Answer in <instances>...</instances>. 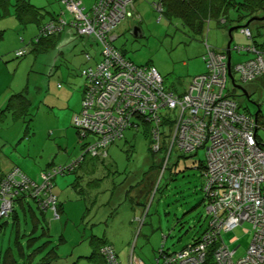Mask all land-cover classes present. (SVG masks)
I'll use <instances>...</instances> for the list:
<instances>
[{
	"label": "rangeland",
	"instance_id": "rangeland-1",
	"mask_svg": "<svg viewBox=\"0 0 264 264\" xmlns=\"http://www.w3.org/2000/svg\"><path fill=\"white\" fill-rule=\"evenodd\" d=\"M92 1L82 0L83 6L86 5L85 10L90 7ZM52 3L54 5L51 9L58 15L60 8L57 5L59 1L57 0V2L54 1ZM134 6L137 7L138 12V14L134 15L139 16V11L141 12V22L132 19L133 12L130 9L131 6L125 7L110 22L111 25L116 23L110 29V34H112L114 40L117 38L116 32H119L117 28L122 24L119 27L121 29L120 33L122 34L114 42V46L121 49L132 63L155 68L163 77L165 89L175 95H181L186 90L191 77L198 76L205 71V63L202 58L205 52L204 41L206 40L209 46L219 51H222L228 42L226 35L228 30L218 28L214 21L210 22L208 26L207 24L205 25L202 35H194L190 30L185 29L181 22L174 18V16L171 18L170 16L154 11L151 7V0H136ZM143 8L149 11L148 14L145 15ZM61 9L65 13L64 17L69 19V16H66L68 14L66 6L61 5ZM126 9V18L131 19L125 20L122 12H125ZM263 14V11H259L255 15L262 16ZM238 15L236 11L231 9L228 11L227 17L229 21H232L231 23L234 26L242 27L250 16L243 18L239 23H234L233 21L236 20ZM38 16L41 17V14ZM43 16H46L45 18L50 20L48 19V13L43 14ZM120 18H124L123 22ZM33 27L34 25H29V33H32V35L34 33L35 36L36 32L32 31ZM248 28L252 33L251 40L244 35L241 29H235L231 33V50L235 46L248 47L260 45L263 48L259 46L256 48L259 51H264V22H254ZM63 36L67 40L78 39L77 36L65 33ZM33 38L31 39L32 42L34 41ZM87 42L83 48L80 45L74 47L75 50L73 53H71L73 48L69 50V47H67L64 50L61 55V58L64 59L60 70L62 77L60 73L50 78L44 75L48 74L44 68L49 64L51 65L52 60L45 53L39 54L36 57L33 53H29L32 56V61L28 69L25 62L24 65H21L18 69L16 68V71L9 70L7 72L13 82L12 87L15 89L19 81L25 85L29 73L30 87L26 94L28 98L34 92L33 86L37 88V97L27 107V112L29 113L27 119L31 123L29 134L31 135L34 132V136L28 141L27 147H30V149L28 148L21 156L19 164L21 169L28 173V176L33 181L42 183L40 175L46 169H50L49 166L52 165L51 163L56 167H65L69 163L77 161L82 155L81 145H87L93 142L91 136L80 138L72 124H68L67 126L66 123H62L65 110L64 108L61 110V106L69 102V106L73 107V115L80 110L83 79L79 76V69L84 62L83 54L86 49L90 55L96 58L100 51V45L93 38H89ZM251 57H253V54H240L233 50L231 52V65L234 66ZM32 66L35 74L30 72ZM233 76L235 81L239 82L237 74L234 73ZM59 79L61 88L57 86ZM67 79L69 80L68 84ZM240 86L247 91L248 98L250 92L253 101H257L258 95L254 93L255 87H249V84ZM231 87V83L228 82L227 89L229 92H232ZM238 92L240 93L238 95L245 98L240 91ZM243 98H240V100H243V108L246 107L250 114H254L257 108ZM260 102L261 98L259 100ZM263 111L264 107L262 106L261 112ZM160 113L163 117L171 121L174 119V111L164 108ZM13 127L14 125L10 126V133ZM137 130L134 132L132 130H126L123 139L117 141L109 149L115 151V153L113 152V158L116 164L114 165L115 170L121 177L123 176L122 178L129 175V179H133L135 174L129 171L138 173L140 179L143 181L150 175L151 177L149 178H152V180L155 177V180L151 182L153 184L149 189V197L143 203V206L145 205L144 212L147 211L149 215L147 219H153L157 228L158 222L161 220L160 232H156V236L154 235L150 241L158 240V248L155 251V257H157V251L161 249V246L169 252L179 251L188 243H191V240L206 228V222L202 221L200 224H197V221L196 224L194 222L197 217L200 219L204 218V209H202V206L198 208V215L193 220L192 217L194 214L188 213L189 209L187 211L185 210V205H187L186 201L193 203L195 200L198 202L203 198V192L200 188L202 184L199 163L204 161L205 151L204 149L198 150L196 155L189 153L183 154L174 147L169 151L166 158L168 161L166 163L164 161V155L168 150L169 139L167 138L165 125L162 129V135L160 134L163 140V146H158V149H156L157 154L150 152L151 146L144 128L140 127ZM0 136L3 137V133L0 132ZM148 158L150 159V164L147 160ZM83 164L80 165L81 168L76 170L75 175H73L75 172L70 175H58L53 180L55 188L58 189L63 186L67 190L65 191V196L61 195L63 208L62 212H60V218H54L51 212H47L46 214L45 218L48 220L47 228L50 237L46 235L40 237L39 234L42 233V228L40 227L39 230L34 232L33 236L23 238L24 241L26 240V242H22L24 247L30 244L27 242L28 239H31L30 241L32 242L34 241V244L31 246L32 249H36L49 239L51 243L48 246L55 248L59 257L54 264H93L92 261L87 259V253L91 248V246L89 247V240L91 238L89 236L92 233L94 234V231L99 228L98 225H94L96 218L102 216L105 212L104 208L100 206L102 198L98 195L99 190H102L103 186L96 185L94 181L87 180V175L90 170L87 169L89 167L87 164ZM77 176L81 178L78 179L80 182L75 184L73 182ZM107 182L110 183L111 178H108ZM70 183L74 184V188L67 187ZM141 183L140 181L139 186ZM14 207L19 212L18 214L21 219V209L16 204H14ZM175 218L179 220L178 223L177 220L175 221ZM5 220H8L10 225L8 224L2 230L0 229V257L5 254L10 245L11 248L14 246L16 251L14 252V260L16 264H19L20 257L15 247L17 230L13 219L3 218L0 220V224ZM183 222H186V224L181 225ZM184 225L185 227L183 228ZM192 225L195 226L193 227ZM24 228L22 224L19 232L22 233L25 230ZM244 228L250 230V226L244 223L228 233H222V239L225 245L231 249L238 248L239 252L234 257L235 259L247 248L251 239V233H244ZM30 230L27 229L28 233ZM234 237L236 243H229L230 238ZM136 239L134 237L130 245ZM142 239L139 238L138 241L140 242ZM139 247L140 243H138L135 254H139L141 257L143 256V258L148 257L151 253L150 244L145 246V249ZM119 255L124 263L126 261V255L124 252Z\"/></svg>",
	"mask_w": 264,
	"mask_h": 264
},
{
	"label": "built area",
	"instance_id": "built-area-1",
	"mask_svg": "<svg viewBox=\"0 0 264 264\" xmlns=\"http://www.w3.org/2000/svg\"><path fill=\"white\" fill-rule=\"evenodd\" d=\"M132 1L98 0L93 13L86 17L78 7V0H68V11L75 15L78 32L93 35L105 48L104 63L97 69L100 80L95 77L100 84L95 88V94L100 87L104 88L95 100V114L88 115L84 111V119L74 118V123L88 129L90 120L96 119L91 125L102 134L101 146H104L110 138L108 131L117 134L119 129L129 126L134 114L154 127L160 123L159 111L164 108L175 110L169 151L174 147L184 153L204 149L203 191L215 196V186L225 187L222 194L216 196L217 209L228 211L216 225L218 232L231 230L244 222L252 226L247 256L233 262L232 252L222 248L217 253L219 263L264 264V111L261 112L264 107V51L254 46L241 48L253 57L231 67L241 85L249 84L261 92L257 117L250 112L249 117L239 114L236 104L223 93L229 78L225 51L206 49L205 71L191 77L186 90L175 95L163 88V78L154 68L134 66L110 46L114 40L110 29L116 25L110 22ZM122 13L125 18L126 11ZM124 18L120 19L123 21ZM244 34L250 37V31H244ZM249 98L253 101L250 92ZM90 100L84 103L86 110L91 109ZM152 137L157 140L153 146L156 150L158 135L153 129ZM53 199L49 200L52 204ZM9 209V202L2 200L0 215ZM208 209L216 210L215 205ZM181 258L183 264H197L185 253Z\"/></svg>",
	"mask_w": 264,
	"mask_h": 264
},
{
	"label": "trees",
	"instance_id": "trees-1",
	"mask_svg": "<svg viewBox=\"0 0 264 264\" xmlns=\"http://www.w3.org/2000/svg\"><path fill=\"white\" fill-rule=\"evenodd\" d=\"M22 1H23L22 4L28 5L29 7H33L32 5H34V4L30 3V0H22ZM58 1H59V5H60V9L58 11L61 13L60 14L58 12V15H56L53 10H47L43 6L37 7L35 4L36 8L35 7L34 8H35L37 14H36L35 18L32 17V20L37 22V24H39V25H36L37 30H36V35L33 38L34 39L33 47L29 48V46H24V47H21L20 49H18L16 51H14L13 52V57H14L13 61L16 62L15 65H19L18 63L19 62H21V63L25 62V57L33 51H34L33 53H37V55L46 53L48 50L54 48V46L60 41V39L64 33H66L68 35H72V36H77V38H79V42H80L78 45H80V47H82V48L85 47L86 44L88 43V42H86L85 45H82L84 37H87V40L89 38H93L96 41V43H98L100 45V51L97 54L96 58H95V56L90 55L86 49H85V53L82 52V53H84L83 54L84 55V62L82 64V66H80V69H79V76L83 79L81 104H80L79 112H75V114L73 115V118H77L78 120H83L84 119L83 118V112L84 111H86V113H88V115H94L95 114V109H94V105L96 104L95 100L97 99V95H99V91L104 90L103 87H100L101 89H98L96 91L97 95L94 92L95 88L99 87V85H100V84H98V82L96 80V78L99 79L97 69H98L99 65H102L104 63L105 58L103 55V50H105V48H104V45H102L98 40H96L93 35L80 34L76 28V25H75V24H77V22L75 20V15L73 13H71L70 11H68V7H67L68 0H58ZM78 2H79V6H78L79 9L87 17L93 13V8L97 5L98 0H93L90 7L87 10H85L86 7L84 8L82 6L81 0H78ZM134 2H135V0L132 1L131 5H130L131 6L130 9L133 8ZM61 5L66 6V9L68 11V14H66V16H69V19H66L64 17L65 13H63V11H62ZM151 7L154 11L158 12L159 14H165L167 16H170L171 18L174 16V18L178 19V21L181 22L182 26L185 29L190 30L194 35H202L204 28H205V25L207 24V26H208V24H210V22H212V21L215 22V24L217 25L218 28H223L225 30H228L231 27H233L234 25L231 23L232 21H229V19L227 17L228 11L231 9L236 11L239 14L238 17L236 18V20L233 21L234 23H239L245 17L248 18L249 16L250 17L255 16L256 13L264 10V0H157L156 2L151 4ZM39 8H41L43 11L38 10ZM255 11H256V13H254ZM126 12H127V9H126ZM42 13L43 14L48 13L49 14L48 19H50V20H46L47 22L41 23L42 19H47V18H45L46 16H43ZM40 14H41V17L38 16ZM126 19H131V18H126V15H125V20ZM133 19L138 20V22H141L140 17H138L136 15L133 16ZM234 27H238V29H241V31L243 33H244V31H250L248 27H241V26H234ZM246 37L251 40L252 39V33L250 32V37H248V36H246ZM115 40L110 43V46L113 48V50H115L117 53H119L123 59L127 60L128 62H131V60L125 55V53L123 51H121V49L114 46ZM258 46L260 48H263L260 45H258ZM258 46L256 45L254 47L256 48ZM241 48L244 49L246 47L235 46L233 50H235L236 52H238L240 54H244L245 52H243L241 50ZM204 49H205V52L203 54L204 56L202 55V58L206 57V54H207L206 49H209L210 51H214V52L219 51V50H216L213 47L209 46L206 40L204 41ZM74 50H75V48H73L71 53L74 52ZM233 50L230 49V52H232ZM222 51H225V48L222 49ZM62 54L63 53H60L58 56L61 58ZM245 54H249V53H245ZM249 59L250 58L246 59L243 62L237 63L234 66H236L238 64L245 63ZM63 60L64 59L61 58V59L57 60L59 62H57L51 66L50 73L53 72V74L50 75L51 77H53L55 74L56 75L59 74V71L62 68L61 65H63L62 64ZM34 64H35V62H34ZM132 64L134 66L148 68L147 66H140V65H136L134 63H132ZM29 66L30 65H28L27 69L29 68ZM234 66L231 65V67H234ZM204 68L206 69V66ZM68 71H69V69H68ZM30 72L35 74L33 66L31 68ZM234 73L235 72L233 70H231V74L233 75ZM238 79H239V77H238ZM227 80L228 81L225 84V88H224L223 93H227V95H228L227 97L230 98V100L236 104V108H237V111L239 112V114H245L249 117V110L246 107L243 108V106H244L243 100L242 99L240 100V98H243V97L238 95L240 93L237 90L233 89V87H231L232 92L228 91L227 84H228V82H230V80H229V78ZM235 83L237 85L242 84L240 81L239 82L235 81ZM29 84H30V78H29V73H28L25 85H23L24 90H21V93H18L15 96V98L18 97V99H20L19 101H20V104L22 106L21 109H23L25 107L26 110L25 109L24 110L26 111L27 115H29V113L27 112L28 105H30V103L37 97L36 96V89H37L36 86H33L34 92L32 95H30V98L27 97L26 94H27L29 87H30ZM162 85H163V88L165 89L164 80L162 82ZM254 93L256 95H258V99L256 101V104H259V100L261 98V92H259L258 90H255ZM29 94H30V92H29ZM88 99H92V100H90V101H92V106H91V109L86 110L84 107V103ZM243 99H245V98H243ZM245 100L247 101V99H245ZM6 106L7 105H5V108H6ZM167 110H170V109H167ZM170 111L175 112V110H170ZM3 113L4 112L2 111L1 114H3ZM159 115H160L159 116L160 123L157 125H154V127H153V124L151 122L150 123L146 122L145 120L140 119L139 117H137L134 114L133 117L131 118L129 126L124 127L122 129H119L117 134H115L114 131H108L110 133V138H109L107 144L104 146H101L102 134L99 131H97V127H94L93 125H91V123H95L96 119L92 118L90 120L91 123H89V125H87V127H86L88 129L83 128L81 125L76 126V124L74 123V119H73V121H71V124L77 130V134H78V136H80V138H86L87 136H91L93 138V142H91L87 145H85V144L81 145L82 155L80 156V158L77 161H74L73 163H69L65 167H62V166L56 167V166H53V163H51L52 165L49 166L50 169H46L45 171H43L44 173L40 175V179H41L42 183H39L38 181H33V179L28 176L29 175L28 173H26L24 170H22L20 166L15 165V164L7 172L0 175V205H1L2 200L8 201L10 204L9 211H7V213L4 214L3 216L0 215V220L3 218L13 219V223H14L16 230H17L16 231L17 234L15 235L16 236L15 246L18 247V254L20 257V263L19 264H54L59 259L58 255L55 251V248L48 246L51 243V241L49 239L45 241L46 243L45 242L42 243L36 249H32L31 246H32V244H34V241L33 242L30 241L31 239H28L27 242L30 244H27L26 247H24L22 244V242H26V240L24 241L23 238H26V237L28 238V236H33L34 232L39 230L40 227L42 228L41 229L42 233L39 234V236L43 237L46 235V236L50 237V234L48 233V228H47L48 227L47 226L48 220L45 218L46 217V211L51 212L53 214L54 218H57V219L60 218V212H62V208H63L62 207L63 202L61 201V195L65 196V191L67 189L64 188L63 186L61 188H58V189L54 187L53 180L58 175H61V176L62 175H70V174H73L74 172L75 173L73 175H75L76 170L78 168H81L80 165L82 163H84V164H87V166L92 168L91 169V168L87 167V169L90 170V172H91V173L90 172L88 173L87 180L94 181L95 183H97V185H101V183L105 184L109 177L111 178V180L113 179V177L114 178L118 177V175H120V174L116 170L113 171L111 169L112 168L111 165H114L115 163L109 162V160H108L109 157L107 155V149L109 147H111L112 145H114L117 141H120L121 139H123L124 132L126 130H132L134 132L137 129L139 130L140 127L144 128L145 134L148 137V140H149V143L151 146L150 152H152L153 154H157L156 150H154V148H153L155 141L157 142V140L154 137H152V129L158 135L159 145L163 146V143H162L163 140H162V137H160V134L162 135V129H163V126L165 125L166 130H167V138L169 139L168 150H167L166 154L164 155V161L167 163L168 160H166V158H167V155L169 154V149H170V136H171V131L173 128L172 124H174L176 116L174 115V119L171 121V120L167 119L166 117H163L161 115L160 111H159ZM2 116H4V115H0V118ZM16 116H17L16 112L12 114L13 118ZM168 131H169V134H168ZM153 134H154V132H153ZM22 139L26 140L28 143V141L31 139V135L29 134V132L25 133V134L23 133ZM178 151H180V150H178ZM180 152L185 154L183 151H180ZM197 152L198 151L191 152L189 154L195 155V154H197ZM87 158H88V160H86ZM147 160L150 164V159L148 158ZM204 166H205V160L199 166L201 168L202 186L200 188L203 192V198L200 199L198 202H196V200H195L193 203H191L190 201H186L187 205H185L184 203H183V205L186 206V208H185L186 211H187V209H189L188 213L194 214V216L192 217V220L198 215V208L200 206H202V209H204V213H203L204 218L200 219L197 217L194 222L196 224V221H197L198 222L197 224H200V222L204 221V222H206V228L201 233H198L197 236H195L191 240V243H188L183 249H181L179 251L169 252V251L165 250V248H163V246H161V249H159L157 251V253H158L157 257H155V255H154V258H153L152 262L150 263V262H148L149 261L148 257H146V258L144 257L142 260L140 255H138V257H137V254H135L136 249L138 247V243H140L138 241L139 237L141 235H145L142 231H143V229H145L148 226L149 221H150V218L147 219L149 216L147 214V211L144 212V206H145L144 205L142 214L138 217L133 215V217L131 218L130 222L135 226V230L133 232V235H132L133 237L131 240H133L134 237L137 239L133 241L132 245H130L132 242L131 241L129 243V246L127 247L126 251L124 252V254L126 255L125 256L126 261L124 262V264H183L182 263L183 259L181 258V256L184 253L186 254L187 258H192L193 260H195L197 262V264H220L219 263L220 261L217 258V253L222 248L226 249L227 251L232 252V254H233L232 255V261L233 262H237L240 259H243L247 256L248 247H249V244L251 242L252 234H253V232L251 231L252 226L249 223H247L250 226V230L245 229V228L243 229L244 233H251V239L249 241L247 248L244 251H242V254L239 255L235 259L234 257L239 252L238 248L235 247V248L231 249L227 245H225V243L222 239V233H228L229 231L236 229L238 226H240L246 222L237 225L235 228H232L231 230L218 232L216 225H217L218 221L224 219L227 216L228 211L225 208L217 209V207H216L217 197L216 196L221 195L222 192L225 190V187L220 189V188H218V186H215L216 187L215 188V193H216L215 196L214 195L210 196L205 191H203ZM151 168H153V167H151ZM91 170H93V171H91ZM12 173H13V175H11ZM113 174H115V175L117 174V175L115 176ZM123 175H124V173H123ZM79 178H81V177H79V176L75 177V180L73 183L78 184L80 182L78 180ZM132 180L133 179H129L127 177H124V179L119 178L117 181H116V179H114V182L115 183L117 182L118 185L123 187V189H121V191H123L126 188L123 191V193H125V195L127 196V192L130 188L131 189L134 188L137 190V188H135V187H137V185H139L140 181L143 182V180H141L140 176H139V180H137V182L132 187L130 186V188H127L126 185L123 184L124 182H127L126 184H129V183H131ZM21 182H24V183L20 184ZM73 183L72 184L70 183L69 185H67V187L74 188ZM102 193H104L105 196H107V194L109 192L107 193L103 190H99L98 195L99 196L103 195ZM126 196H125V198H126ZM51 198L52 199L54 198L53 199L54 204H52L50 202ZM87 198H89V197H87ZM102 201H103V199H101V203H103ZM123 201H125V200H123ZM101 203H100V206H102L105 210V212L103 213V215L101 217L105 218L107 215L108 218H111V216H113V214H114V210L112 212V209L110 207L105 206V203H103V204H101ZM14 204H16V206H18L19 209H21L20 210L21 217H22L21 219H20V216L18 214L19 212H17L16 208L14 207ZM212 205H215L216 210L210 211L208 209ZM115 207H117V206H115ZM104 218L103 219L96 218V223L94 225H98L99 228L96 229V231H94L95 232L94 234L92 233L89 236V237H91L89 240V247L91 246V248H90V251L87 253V255H88L87 259L92 261L93 264H123V262L120 258V255L117 253V251L114 250L112 244L110 242H108V239L104 233V231H105L104 226L106 225V219L104 220ZM176 220L177 219L175 218V221ZM178 221L179 220H177V223H178ZM8 224L10 225V222H8V220H5L3 223L0 224V229L2 230ZM22 224L24 225L25 230L22 233H20L19 231L21 230L20 227H22ZM183 224H186V222H183L181 225H183ZM192 226L194 227L195 225H192ZM29 227H31V228H29ZM184 227H185V225L183 226V228ZM27 229H31L29 231V233H28ZM229 243L235 244L236 243L235 237L230 238ZM139 248L145 249L144 247L141 246V243H140ZM13 256H14V254H13ZM3 257H4V255L2 256V258L0 260L1 264H16L14 258L12 260V259H9V256L4 258V259H3ZM125 257H123V259H125Z\"/></svg>",
	"mask_w": 264,
	"mask_h": 264
},
{
	"label": "crops",
	"instance_id": "crops-1",
	"mask_svg": "<svg viewBox=\"0 0 264 264\" xmlns=\"http://www.w3.org/2000/svg\"><path fill=\"white\" fill-rule=\"evenodd\" d=\"M41 1L42 0H32V1L30 0V2H34L32 3L34 5L31 4L33 7H29L28 5L22 4L23 3L22 0H0V115H4L0 118V132L3 133L4 135L3 137L0 136V175L7 172L14 164L19 166L21 156L24 154V152L28 148L30 149V147H27L28 145L27 141L22 139V135L23 133L25 134L29 132V130L31 129V126H30L31 123L29 119H27L25 107L21 109L22 106L19 101L20 99H18V97L15 98V96L18 93H21V90H24L23 82L21 83L19 81V83L17 84V88L16 89L13 88L12 87L13 82L11 81V77L9 76L7 72L9 70L16 71V68L18 69L21 65H24L23 63L25 62H26V67H28V65L32 61V56L28 54L25 57V62L23 63L19 62L18 63L19 65H15L16 62L13 61L14 59L13 52L24 46H29V48L33 47V42L31 41V39L34 36V33L33 35L32 33L31 34L29 33V25H34V27L32 28V31L36 32L37 30L36 25H39V24H37V22L32 20V17L35 18L37 14L35 10L36 8L35 4L37 7L43 6L47 10H52L51 7L54 5V3L52 2L54 1L57 2V0H43V2ZM156 1L157 0H151V4ZM57 6L60 8L59 4ZM82 6H83V3H82ZM83 7L85 8L86 5ZM38 10L43 11L41 8H39ZM131 10L133 12V16H135L134 14H138L137 7H135L134 5ZM143 11L145 15L148 14L149 12L146 8H143ZM138 17H140L142 21V15L140 11H139ZM46 20L47 19H42L41 23L47 22ZM121 25L122 24H120L119 27ZM118 28L117 30L119 32H116V36H117L116 40L119 38L120 34H122L120 33L121 29L120 28L118 29ZM33 55H35L36 57L37 53H33ZM47 72L48 74H50L49 69H47ZM59 73L61 75V71H59ZM47 76L49 77V75ZM63 79H62V82H63ZM59 82H60V79L57 82V86L61 88L62 86H60ZM68 82L69 80L67 79V84ZM69 104L70 102L61 106L62 108L61 110H63V108L65 110V113L63 114L64 118L62 119V123H66L67 126L68 124H71V121H73L74 119L73 109H72L73 107L69 106ZM5 105H7L6 108H5ZM2 111L4 112L3 114H1ZM15 112L17 113V116L13 118L12 114ZM11 125H14V127L10 133L9 128ZM32 136H34V132L31 133V137ZM109 148L107 149V155L109 157L108 160L109 162L115 163L114 158H113L115 151L110 150ZM200 164H202V162H200ZM114 165H111L112 167L111 169L113 171L115 170ZM127 169H126V172H127ZM129 172H131L132 174H135V177H133V180L131 181V183L129 184H126L127 182L123 183L126 185L127 188H130V186L132 187L137 182V180H139V176H140L136 172H132V171H129ZM122 177L118 175V177H115V178L113 177L110 183L109 182H106L105 184L101 183V185L103 186L102 190L107 193L109 192L107 196H105L104 193H102L103 195H100V197L103 199L102 202L105 203V206L110 207L112 209V212L114 210V214L113 216H111V218H108L107 215L105 218L101 216L98 217L101 219L104 218V220L106 219V225L104 226L105 228L104 233L108 239V242L112 244L114 250L117 251L118 254L125 252L127 247L129 246V243L132 241L131 239L133 237L132 235L135 230V226L130 222L131 218L133 217V215L138 217L142 214L143 203L147 201L149 197V189L151 185L153 184L151 182L155 180V177L153 176H152L153 180L152 178L150 179L149 178L151 177L150 175L149 177L146 178L145 181L141 183L140 186L137 185V187H135L137 188V190L134 188L132 189L130 188L126 196L125 193H123V191L126 188L123 191H121L123 187L118 185L117 182L116 183L114 182V179H116L117 181L119 178L121 179ZM126 177L129 178V175H127ZM95 184L97 185V183ZM201 184H202V178H201ZM47 212L48 211H46V214ZM159 222H158V228H157L155 226V221H153V219H150L148 226L142 231L145 235H141L139 237L140 239L143 238L142 241H140L142 247L145 248V246H148V244H150L151 253L148 256L149 258L148 262L150 263L152 262L154 258L156 249L158 248L157 246L158 240H153L152 242L150 241L152 237L156 234V232L159 233L161 230V220H159ZM158 237H159V234H158ZM10 246L6 250L3 259L9 256V259L13 260L14 258L13 254L16 251L14 249V246L13 248H11ZM15 247H16V250L18 251V247L17 246ZM138 255L139 254H137V257ZM1 258H2V255L0 259ZM141 258L143 260V257Z\"/></svg>",
	"mask_w": 264,
	"mask_h": 264
},
{
	"label": "water",
	"instance_id": "water-1",
	"mask_svg": "<svg viewBox=\"0 0 264 264\" xmlns=\"http://www.w3.org/2000/svg\"><path fill=\"white\" fill-rule=\"evenodd\" d=\"M263 13H264V10H263ZM254 22H264V14L262 16L261 15L251 16L250 18L247 19L246 23L242 27H249ZM235 29H238V27H231L230 29H228V31L226 33L227 38H228V42H227V44L225 46V53L227 55L228 77H229V80H230V83H231L232 87L235 90L240 91L241 94H243V96H245V99H247V102L248 103H251L252 105H254L257 108L256 112L254 113V116L257 117L258 113L260 112L259 105L256 104L255 102L251 101L250 98L248 99V93H247V91L244 90L242 86L237 85L235 83L234 77L231 74V70H230V67H231V52H230V49L231 48H230V45H231V40H232L231 33ZM86 42H87V37H84V40H83L82 45H85ZM78 44H79V38L77 40H75V39H73V40H67L66 37L62 36L61 39H60V41L54 46V48L48 50L45 53L50 59H52V61H51L52 63H51V65L49 64L44 69L46 71H47V69H49V71H50L51 70V66L54 65L55 63L59 62L57 60L61 59L58 56L60 53H63L64 50L67 47H69V50H71L72 48L76 47ZM52 74H53V72H51L50 74H44V75H49L50 76Z\"/></svg>",
	"mask_w": 264,
	"mask_h": 264
}]
</instances>
